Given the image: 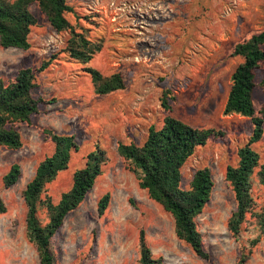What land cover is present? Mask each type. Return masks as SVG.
<instances>
[{"label": "rangeland", "instance_id": "rangeland-1", "mask_svg": "<svg viewBox=\"0 0 264 264\" xmlns=\"http://www.w3.org/2000/svg\"><path fill=\"white\" fill-rule=\"evenodd\" d=\"M67 3L75 12L66 16L70 24L87 30L92 39L101 38L102 49L87 65L57 62L38 73L32 95L42 104L31 124L18 129L22 147H0V198L6 206L0 216V264H39L35 247L25 236L22 192L37 165L53 152L45 130L71 135L78 146L68 169L47 186L46 194L53 203L70 189L73 173L84 167L86 156L96 145L108 158L93 189L53 237L55 264H138L140 232L152 257L161 258L162 264H238L244 248L245 252L250 250L245 264H264V237L250 247L258 235L252 223L244 224L237 239L227 229L235 203L224 179L225 170L237 165V151L247 143L253 127L249 118L223 113L231 75L242 62L232 51L262 29L264 0ZM30 11L37 20L28 37L30 48H0V79L5 83L21 69H37L62 50L69 38L68 32L56 33L35 5ZM85 67L104 77L121 73L125 89L96 95ZM254 81L253 105L256 116L262 117L264 62ZM165 91L174 99L168 101L169 112L161 105ZM167 115L194 127L226 132L224 140H210L197 148L181 169L185 189L197 170L208 168L212 174V195L196 219L208 261L176 238L171 215L139 188L116 153L117 142L141 145L148 128L161 127ZM252 148L264 163V133ZM14 164L20 167V178L15 185L5 187L2 178ZM251 182L258 209H264V189L255 174ZM107 193V209L99 215L97 202ZM38 216L42 224L47 222L44 209Z\"/></svg>", "mask_w": 264, "mask_h": 264}, {"label": "trees", "instance_id": "trees-1", "mask_svg": "<svg viewBox=\"0 0 264 264\" xmlns=\"http://www.w3.org/2000/svg\"><path fill=\"white\" fill-rule=\"evenodd\" d=\"M32 5L39 9L56 33L68 32L69 38L62 50L43 61L37 69H21L8 83L0 79V147L8 150H19L22 147L18 129L21 125H30L32 116L39 113L42 100L32 95L36 75L57 62L87 65L102 49L101 38L92 39L87 30L77 29L70 24L66 16L74 15L75 12L67 0H0V48L23 51L30 48L28 37L37 23L30 11ZM232 56L240 57L242 62L231 75V86L223 113L249 118L253 129L247 143L237 151V165L227 166L225 170L224 179L235 203V210L227 221V229L237 239L244 224L252 223L258 231L256 238L250 242L253 248L264 237V209H258L251 182L255 174L264 189V163H260L259 154L252 148L264 133V111L260 112L262 117H257L253 105L255 73L264 62V21L258 33L234 47ZM83 71L89 75L94 93L98 96L123 91L126 87L121 73L104 77L91 67H85ZM162 97V108L169 112L168 101L174 99L168 91ZM44 134L54 149L51 155L37 165L33 177L22 192L26 207L25 236L35 247L39 264H55L51 250L52 239L68 214L75 211L93 189L108 158L106 151L96 145L86 156L84 167L73 173L70 189L61 194L57 203H53L46 194L47 186L68 169L72 153L78 150V146L71 135L57 134L51 130H45ZM225 137L226 132L221 129L194 127L167 115L161 127L148 128L141 145L116 144L118 157L135 176L139 188L173 218L176 238L204 261L209 260V255L203 248L196 219L210 200L214 181L208 168L199 169L185 189L182 187L181 169L197 148L204 147L210 140L222 141ZM20 175L19 165H12L2 178L4 186L15 185ZM109 199L107 193L98 200L99 215L107 209ZM40 209L46 211L45 224L39 219ZM5 212L6 206L0 198V216ZM245 251V248L241 251L238 264L247 261L250 250ZM138 254V264H162L161 258L152 257L143 232H140L138 238Z\"/></svg>", "mask_w": 264, "mask_h": 264}]
</instances>
